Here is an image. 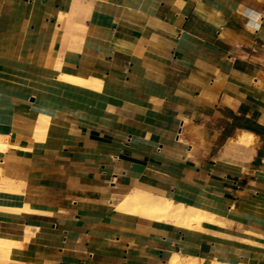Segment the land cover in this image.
<instances>
[{
	"label": "crops",
	"instance_id": "1",
	"mask_svg": "<svg viewBox=\"0 0 264 264\" xmlns=\"http://www.w3.org/2000/svg\"><path fill=\"white\" fill-rule=\"evenodd\" d=\"M0 78V173L29 209L0 211V235L30 238L20 259L264 264V0H0ZM130 190L215 222L116 211Z\"/></svg>",
	"mask_w": 264,
	"mask_h": 264
},
{
	"label": "bare ground",
	"instance_id": "2",
	"mask_svg": "<svg viewBox=\"0 0 264 264\" xmlns=\"http://www.w3.org/2000/svg\"><path fill=\"white\" fill-rule=\"evenodd\" d=\"M31 62L32 61H29V63ZM34 63L35 62H33V64ZM11 75L12 76L9 77L10 81H12L15 78V76L18 75V73L13 72L11 73ZM24 80H25V84L27 85V81L34 80L33 74L31 73V77L28 76L24 77ZM66 81H72L78 84H88L92 87H97V88L100 87V83H101L97 81L95 78L94 79L89 78L87 80H84L77 76L60 75V74H59V78L56 79V83L58 85H61ZM41 119H42V123L38 127L37 126L35 127V129L37 128L38 133H42L40 134V136L47 134L49 137H51V140L58 141L62 134L61 129H59L58 127H53L52 125L55 122L51 120L49 117H45L41 115ZM252 140H253V135L252 134L250 135L248 133L247 134L243 133L238 138V141L240 143H252ZM7 148H8V144L3 143V141L0 138V156L4 153V151ZM22 197H23V191L16 188L12 180L3 177L0 173V211L18 213L21 211L29 210L27 206L24 205V203L22 202ZM114 208L118 212L129 213L140 218L153 220V222L158 221L157 223L165 222L176 226H182L184 228H188V230L192 229L193 231L199 229L203 222H208V223L215 222L212 215H210L209 213L203 211L202 209L196 206L193 205L189 206L181 203H175L174 201H172V199L153 195L151 193L141 190H133V191L130 190V192L127 193L124 196V198L118 200L114 204ZM17 239L14 237L0 235V250H4L6 257L8 258V261L4 262V264H41L40 262L30 258L20 259L16 254H14L11 251L12 245L16 242L19 244L18 245L19 247H25L26 245L28 246L30 244V238L28 237L27 238L18 237ZM172 256L173 257L170 261V264L183 263V262L179 263L180 261L183 260L180 259L179 255L175 254ZM187 264H197V260H195L194 262H190L189 260V262L187 261ZM200 264H219V263H216L213 260L211 261L201 260Z\"/></svg>",
	"mask_w": 264,
	"mask_h": 264
},
{
	"label": "rangeland",
	"instance_id": "3",
	"mask_svg": "<svg viewBox=\"0 0 264 264\" xmlns=\"http://www.w3.org/2000/svg\"><path fill=\"white\" fill-rule=\"evenodd\" d=\"M14 182V181H13ZM14 185L16 188H18L19 190H22L21 189V184L20 183H17V182H14ZM23 199V197H22ZM201 227V226H200ZM12 248H13V245H12ZM11 248V251L13 252ZM0 258H3V259H0V264H4V262H7L8 261V258L6 257V254H5V251L4 250H0Z\"/></svg>",
	"mask_w": 264,
	"mask_h": 264
}]
</instances>
